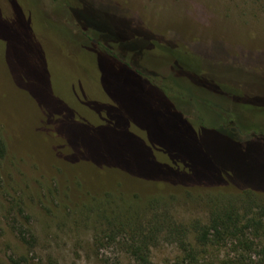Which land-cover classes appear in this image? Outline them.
<instances>
[{
	"label": "rangeland",
	"instance_id": "374dc122",
	"mask_svg": "<svg viewBox=\"0 0 264 264\" xmlns=\"http://www.w3.org/2000/svg\"><path fill=\"white\" fill-rule=\"evenodd\" d=\"M0 139V264H129L123 223L154 264L236 260L194 227L264 200V0H0Z\"/></svg>",
	"mask_w": 264,
	"mask_h": 264
},
{
	"label": "trees",
	"instance_id": "16d2710c",
	"mask_svg": "<svg viewBox=\"0 0 264 264\" xmlns=\"http://www.w3.org/2000/svg\"><path fill=\"white\" fill-rule=\"evenodd\" d=\"M70 11H72V8H70ZM44 12L47 14L46 11ZM75 24L77 23L75 22ZM77 28L82 33V35L84 36L86 35L85 37L87 39H88V34H91L95 37L93 32H90L87 29H82L79 26H77ZM69 31L70 34L79 38V43L81 45L80 36L78 34H75L70 29ZM74 41L76 42L77 39L75 38ZM95 42L96 44L92 42L90 38L88 39L87 45H85V47L82 48L94 49L92 53H96V55L101 53H105L109 55L110 58H112V60H115L118 65L126 69L128 68L134 74L139 76L141 82L155 86L149 82L148 78L145 76V74L142 73V71H138V69L133 68V66H136L135 65L137 62L136 57L134 59H131V57L128 54L127 55L121 54L118 52V50H117L118 54L113 55L111 48H109L110 46H108V45L112 46L111 43L104 42L99 39H95ZM127 56H129V59H127ZM191 75L189 74L186 75L185 73V76L188 77L187 78L188 83L194 85ZM163 98L164 100H167L164 97V95ZM4 154H5V144L0 139V159L3 158ZM158 182L168 184L167 182H161V181ZM242 193L243 192H241V194ZM245 193L246 194H244L243 196L254 194L253 191L245 192ZM252 199H254L253 200L254 203L258 202V199L253 197L246 199H242L240 197L237 198L238 201L245 203L252 202ZM253 207L257 208L258 212L252 213L251 210ZM247 209L248 210L246 212L239 214L237 208H234L233 204H229L228 206L226 205V207H223V210H219L217 211V213L213 214V217L209 224L202 226L197 224L194 227V229L198 231V233L196 234L197 239L200 242V244L204 247V249H206V246L208 245L217 246L220 244L221 241L224 240H228L230 242L229 244L231 247L230 249L234 251L235 254H238V257L236 260H227L220 262V264H248L245 262L246 260L244 259H247L249 261V264H264V200H262V203L260 204H252ZM128 221L130 220H127L126 222ZM118 228H120L119 233L121 232L120 233L121 235L119 236L123 235V238L121 239L124 244L126 243L127 252L130 254L132 258V262L129 264H154L150 261L149 252H148L150 241L156 238L155 237L156 234L154 233L155 232L154 227L151 229L148 228V231H146V227L143 224H139L137 227H131L130 225L123 223L121 224V227ZM27 233H28L27 230L25 231L22 228L18 229V234L25 243H27L25 238V235ZM177 234H180V232L177 231ZM182 249L183 252L186 253L185 259L175 262L173 264H198L196 263L197 252L193 248L190 247L189 249L183 245ZM253 254L258 256L260 259L257 263H254L251 260ZM29 262H30L29 258L26 257H21L19 260L12 261L13 264H29ZM115 264H120V263H115Z\"/></svg>",
	"mask_w": 264,
	"mask_h": 264
}]
</instances>
